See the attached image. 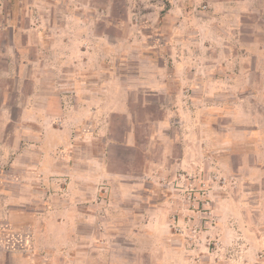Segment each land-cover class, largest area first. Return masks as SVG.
Masks as SVG:
<instances>
[{
  "label": "rangeland",
  "instance_id": "rangeland-1",
  "mask_svg": "<svg viewBox=\"0 0 264 264\" xmlns=\"http://www.w3.org/2000/svg\"><path fill=\"white\" fill-rule=\"evenodd\" d=\"M0 206V264H264V0H0Z\"/></svg>",
  "mask_w": 264,
  "mask_h": 264
},
{
  "label": "crops",
  "instance_id": "crops-1",
  "mask_svg": "<svg viewBox=\"0 0 264 264\" xmlns=\"http://www.w3.org/2000/svg\"><path fill=\"white\" fill-rule=\"evenodd\" d=\"M127 118H129V117H127ZM132 139H134L133 138V129L130 131V132H126L125 133V136H124V140L125 141H123V145H125V146H129L130 145V141L132 140ZM110 141V140H109ZM108 142V141H107ZM114 142H112V141H110V142H108L107 143V146H109L110 144H113ZM1 210H2V208H1V206H0V212H1ZM5 218H6V216H4ZM5 218H3V217H1L0 216V220H3V219H5ZM1 232L2 231H0V234H1ZM25 240H27V243H29L30 242V240H31V238H30V235L27 237V238H25ZM32 242V241H31Z\"/></svg>",
  "mask_w": 264,
  "mask_h": 264
}]
</instances>
